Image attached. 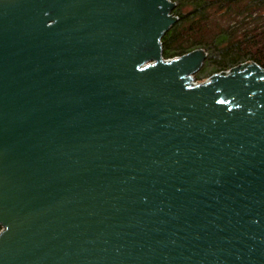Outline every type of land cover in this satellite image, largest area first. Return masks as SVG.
<instances>
[{
  "label": "water",
  "instance_id": "obj_1",
  "mask_svg": "<svg viewBox=\"0 0 264 264\" xmlns=\"http://www.w3.org/2000/svg\"><path fill=\"white\" fill-rule=\"evenodd\" d=\"M170 0H0V264H264V68L191 86Z\"/></svg>",
  "mask_w": 264,
  "mask_h": 264
},
{
  "label": "trees",
  "instance_id": "obj_2",
  "mask_svg": "<svg viewBox=\"0 0 264 264\" xmlns=\"http://www.w3.org/2000/svg\"><path fill=\"white\" fill-rule=\"evenodd\" d=\"M170 1L177 19L160 39L163 59L204 49L196 81L242 62L264 68V0Z\"/></svg>",
  "mask_w": 264,
  "mask_h": 264
},
{
  "label": "built area",
  "instance_id": "obj_3",
  "mask_svg": "<svg viewBox=\"0 0 264 264\" xmlns=\"http://www.w3.org/2000/svg\"><path fill=\"white\" fill-rule=\"evenodd\" d=\"M247 63H249V64H256L255 62H242V63H240V64L244 65V64H247ZM256 65H258V64H256ZM258 66H259V65H258ZM261 68H262V67H261ZM230 70H231V68H229V69H227V70L219 71V72H217V73L228 74V73L230 72ZM211 75H212V74H211ZM211 75L208 76V77H206V79H203L202 81H196V80L193 78L194 75H192L191 78H190V84H191V86H195V85H198V84H200V83L206 82V81L209 80V78L211 77ZM0 230H1V228H0Z\"/></svg>",
  "mask_w": 264,
  "mask_h": 264
},
{
  "label": "rangeland",
  "instance_id": "obj_4",
  "mask_svg": "<svg viewBox=\"0 0 264 264\" xmlns=\"http://www.w3.org/2000/svg\"><path fill=\"white\" fill-rule=\"evenodd\" d=\"M193 78H194V76H193ZM206 79V78H205Z\"/></svg>",
  "mask_w": 264,
  "mask_h": 264
}]
</instances>
